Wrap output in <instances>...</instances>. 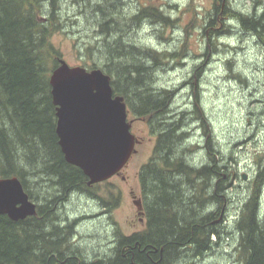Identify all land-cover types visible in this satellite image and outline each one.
<instances>
[{
    "label": "trees",
    "instance_id": "16d2710c",
    "mask_svg": "<svg viewBox=\"0 0 264 264\" xmlns=\"http://www.w3.org/2000/svg\"><path fill=\"white\" fill-rule=\"evenodd\" d=\"M92 1H95L89 11L92 15L85 16L97 33L96 44L92 41L85 46L81 65L102 68L111 77L113 92L123 96L132 113L147 118L151 130L158 128V142L139 172V181L142 178L149 189L152 210L149 214L152 224L150 232L144 235V243L157 250L163 246L170 253L187 241L183 250L193 257L202 256L213 243L210 238L219 237L214 225L220 222L214 223V219L220 215L222 205L216 204L223 202L224 211L227 210L226 194L235 173L229 172L225 165L222 172L216 169V158L210 153L211 138H207L204 148L205 165L187 160V153L196 147L189 139L187 120H197L204 134L207 133L195 103L198 94L192 91L195 101L192 100L191 109L181 111L174 105L175 89L156 85L153 73L168 59L176 61L184 54L191 23L197 22L196 27L209 35L216 34L219 25L225 33L240 27L264 47V10L259 15H252L253 11L247 15L233 10L227 0L219 3L214 0L212 10L197 12L189 2L184 12L193 16L184 25V39L177 49L170 51L131 42L127 34L145 21L163 29L176 26L179 17L171 18L162 4L140 1L133 12L123 13L115 0ZM61 28L58 0H0V177L18 176L32 200L30 177L41 188L37 189L41 202L36 204V214L16 221L0 214V264L120 263L119 255L114 261L104 257L92 262L78 247L70 253L68 246L76 236L74 221L67 224L66 219L57 216V208L69 194L90 192L97 185L88 186L82 170L64 159L55 132L49 75L63 58L52 41ZM234 75L240 78V74ZM184 82L191 84L192 80ZM176 109L179 112L175 113ZM158 147L162 148L164 162L155 160ZM259 165L235 219L234 228L240 238L235 247L238 264H264V213L259 210L264 164ZM215 178L218 182H214ZM115 189L109 192L114 206L120 199V192ZM188 191L190 195L185 197ZM200 207L205 212L198 219ZM144 252L140 254V264H147ZM174 257L169 255L166 261L169 264L180 261Z\"/></svg>",
    "mask_w": 264,
    "mask_h": 264
},
{
    "label": "rangeland",
    "instance_id": "374dc122",
    "mask_svg": "<svg viewBox=\"0 0 264 264\" xmlns=\"http://www.w3.org/2000/svg\"><path fill=\"white\" fill-rule=\"evenodd\" d=\"M107 1L111 3L112 0ZM140 1L146 0H115V4L123 13H131ZM152 1L162 4L171 18L179 17V23L172 28L163 29L160 25L145 21L136 30L127 31V34L129 33L131 42L170 51L177 49L184 39V25L188 24L193 16L190 12H184L188 3L190 2L197 12L212 10L214 5V0ZM227 1L233 10L247 15L252 11V15H259L264 10V0H259V2L258 0ZM94 2L92 0H58L62 28L52 36V41L70 65H81L85 46L92 41L94 45L96 44L94 39L97 33L95 34V28L85 16L92 15L89 11H92ZM215 2L219 3V0ZM174 4L177 6L174 7ZM107 6L109 7V4ZM196 25L197 22L188 25L187 46L184 54L176 61L167 58L166 63L155 69L154 81L161 88L175 89L174 105L176 108L178 106L181 111L191 109L192 100L195 101L191 92L198 94V100L195 103L205 122L206 131L208 133L210 130L211 135L207 136V133L203 134L201 130L193 131L197 120L191 118L187 120L190 132H192L189 139H192L194 144L200 143L199 147L196 145L187 153V160L197 165L205 162L206 152L202 146L204 140L211 138L212 147L215 148L214 145H217L220 151L218 153L217 150L215 153L219 157L222 155L223 159L217 162L219 172H222V165H225L229 172L232 170L235 174L226 194L229 199L227 210L224 211L223 202L216 204L217 206L222 205L220 209L222 215L215 218L216 222H214H220L217 224L219 237L210 238L213 243H210L211 247L206 255L198 258L188 253L184 259H180L179 264H238L235 247L238 246L236 243H238L239 233L234 228L235 219L241 202L250 191L251 180L260 167L259 162L264 164V47L255 36L244 32L240 27H237L235 31L225 33L221 31L222 28L219 25L216 27V34L210 33L209 35V33L203 34ZM222 42L227 46H223ZM234 73L240 74V78H237ZM188 79L192 80V83L184 84V81ZM128 109L127 117L132 120L131 131L136 137L142 139V142L136 145V153L122 168L121 173L109 178L107 183L100 182L92 187V191L87 192V194L96 193L94 194L96 197L102 200L111 199L112 202L113 199L110 198L109 192L116 188L115 190L120 192V199L117 202L118 206L112 211V219L114 226L117 224L124 229H127L131 220L134 222L136 220V209L129 191L133 189L136 194L140 195V168L154 147L147 122L144 118L136 117L129 107ZM178 109L175 113L179 112ZM30 181L29 186L33 199L41 202V194H38L41 191L40 186L35 184V180L31 177ZM38 188L40 191L37 190ZM261 193L260 203L263 214L264 185ZM189 195L188 191L185 197ZM96 197L74 193L63 202L61 207L59 205L57 208V216H63L62 218L67 222L73 218H80L74 227L77 237L73 243L74 246L79 247L87 260L93 259L95 254L99 259L102 256L99 251H92L94 244L101 242L105 235L107 220V216H91V214L98 213L103 206ZM198 210L197 218L199 219L205 210L201 207ZM72 245L68 246L70 253L75 251ZM182 250L183 248L180 247L174 252L181 254ZM69 252L67 254H70ZM112 253L113 250L110 249L107 254L110 257L108 259H111ZM185 259H192L193 263L185 262Z\"/></svg>",
    "mask_w": 264,
    "mask_h": 264
},
{
    "label": "water",
    "instance_id": "95a60500",
    "mask_svg": "<svg viewBox=\"0 0 264 264\" xmlns=\"http://www.w3.org/2000/svg\"><path fill=\"white\" fill-rule=\"evenodd\" d=\"M49 85L64 159L82 170L87 185L118 173L139 139L130 130L123 96L113 93L110 75L99 67L70 65L60 58ZM133 203L140 209L139 200ZM0 214L15 221L36 214V203L16 175L0 177Z\"/></svg>",
    "mask_w": 264,
    "mask_h": 264
},
{
    "label": "flooded vegetation",
    "instance_id": "af4514ba",
    "mask_svg": "<svg viewBox=\"0 0 264 264\" xmlns=\"http://www.w3.org/2000/svg\"><path fill=\"white\" fill-rule=\"evenodd\" d=\"M184 84H187V82H184ZM142 118H144V117H140V119H142ZM144 120L147 122V118H144ZM147 125L149 126L148 122H147ZM194 130H196V131L201 130L202 133L204 134V131L201 128V124L199 122L196 123V128L193 129V131ZM149 132L151 134L152 140L154 141V145H153L154 146L153 150H154L156 143L158 142V128L151 130L150 126H149ZM210 135H211V131L209 130V132L207 133V136H210ZM206 140H204V145L202 146V149L207 147ZM141 142H142V139L139 138V143H141ZM199 144L200 143H197L196 145L198 146ZM160 147H158V149H157V155L155 157L156 158L155 160H157L158 162H164L163 161L164 154H162L163 151H162V148H160ZM153 150L151 151V154L153 153ZM196 152H197V150H196ZM210 153L212 154L213 158H216L215 159L216 162L223 160L221 154H220L221 157H219L218 154L215 153L214 147H212V151ZM218 153H220L219 150H218ZM151 154L149 155V157L151 156ZM149 157L142 163V165L146 164ZM204 163L205 162H203L202 165ZM217 165H218V163H217ZM140 170H141V168H140ZM217 170H218V166H217ZM215 182H218V178L215 179ZM140 188H141L140 195L136 194L133 189H131L129 191L132 200L136 199V200L140 201V209H138L135 206L136 220H135V222L133 220H131L129 225H127V229H124L120 225L118 226L117 224L114 226V221L112 219V211L114 208H116L118 206V203L114 206L110 200H102L101 198L96 197V195H94L92 193L87 194V191L77 192V193L86 195L87 197H93V198L96 197L103 204L102 209L94 215L91 214V216H98V217L107 216L106 226H105V235L102 237L101 242L94 244L92 251H99V253H102L103 257L107 258L108 257L107 254L109 253L110 249H113V253L111 254L112 257L109 260L113 259V261H114L116 256L119 255L118 256L120 259L119 264H140V254L143 253L144 251H145L144 255L146 257V260H147L146 263L147 264H169V262L166 261V259L168 258L169 255L170 256L175 255V257H174L175 260H180L181 258L184 259V256L188 255L186 250H182L181 254H180V252H170L169 253L168 251L167 252L164 251L163 246L160 247L161 249L159 248L157 250V248L153 249L150 246V244L147 245L144 243V235H146L147 233L150 232V227L152 224V220H150V216H149V214H151L152 210L150 208V203H151L150 198L151 197L148 194L149 189H147V186L145 183L143 184L142 178L140 179ZM179 245H181L180 247H182L184 249L187 246V241L185 244H179ZM97 247L102 252H100V250ZM115 252H117V254ZM96 255L97 254L94 255L93 259H91L92 262H95L99 259ZM185 258H189V257H185ZM101 259H99V260H101ZM186 261L193 263L192 259H185V262ZM179 263H181V261H178L176 264H179Z\"/></svg>",
    "mask_w": 264,
    "mask_h": 264
},
{
    "label": "bare ground",
    "instance_id": "6f19581e",
    "mask_svg": "<svg viewBox=\"0 0 264 264\" xmlns=\"http://www.w3.org/2000/svg\"><path fill=\"white\" fill-rule=\"evenodd\" d=\"M129 15V14H128ZM210 146V145H209ZM212 146V145H211ZM215 146V145H214ZM185 150H187V149H185ZM203 156V155H202ZM219 158V157H218ZM221 162V161H220ZM197 164V163H196ZM211 166V165H210ZM216 166V165H215ZM157 167V166H156ZM204 173V172H203ZM261 173V172H260ZM215 182V181H214ZM92 189V188H91ZM87 190V189H86ZM89 190V189H88ZM208 190V189H207ZM222 192V191H221ZM72 194H69V196H68V198L71 196ZM260 197H261V195H260ZM68 198H66V200L68 199ZM205 199V198H204ZM39 200V199H38ZM111 200V199H110ZM198 200V199H197ZM260 200V199H259ZM36 204H37V202L35 201V200H33ZM38 202H40V201H38ZM110 202V201H109ZM212 202V201H211ZM219 205V204H218ZM112 209V208H111ZM205 210V209H204ZM259 210H262V208H261V203L259 202ZM101 213V212H100ZM260 213V212H259ZM264 213V212H263ZM262 214V213H261ZM220 215H222L221 213H220ZM260 216V215H259ZM63 217V216H62ZM218 218V217H217ZM258 218V217H257ZM62 220V219H61ZM68 220V219H67ZM78 220H80V218H73V219H71V220H68V221H70V222H73L74 221V225H76L77 224V222H79ZM62 222V221H61ZM214 222H216L215 221V219H214ZM67 224H68V222H66ZM215 226V228H218L217 227V225H214ZM235 226V225H234ZM231 228H233V227H231ZM74 229V228H73ZM73 231V230H72ZM231 231V230H230ZM237 231V230H236ZM238 232V231H237ZM229 233V232H228ZM76 234V233H75ZM74 235V234H73ZM213 235V234H212ZM225 235H226V233H225ZM230 236V235H229ZM228 236V237H229ZM76 237H77V235L76 236H74V239H71L72 241H71V244H73L72 246L73 247H78L77 245L76 246H74V243H73V241H75V239H76ZM213 238H215V235L214 236H212ZM73 238V237H72ZM240 238H238V240H239ZM215 241V240H214ZM236 242V241H235ZM238 242H240V240L238 241ZM236 245H238V243H236ZM210 247H211V245L209 246V248L207 249V251H205L204 253H202V256H204V255H206V253L210 250ZM78 249H79V247H78ZM109 250V249H108ZM111 250H113V249H111ZM193 250V249H192ZM94 253H97V252H94ZM102 254V253H101ZM77 256H78V254H76ZM104 255V254H103ZM201 255L198 257V258H200V257H202ZM101 258H103L104 259V257L103 256H100ZM107 259H108V257H107ZM91 260V259H90ZM133 260V259H132ZM193 262V261H192ZM194 264V263H193Z\"/></svg>",
    "mask_w": 264,
    "mask_h": 264
}]
</instances>
